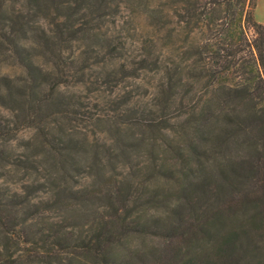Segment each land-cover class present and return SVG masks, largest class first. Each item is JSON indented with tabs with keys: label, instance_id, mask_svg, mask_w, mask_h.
Returning a JSON list of instances; mask_svg holds the SVG:
<instances>
[{
	"label": "trees",
	"instance_id": "trees-1",
	"mask_svg": "<svg viewBox=\"0 0 264 264\" xmlns=\"http://www.w3.org/2000/svg\"><path fill=\"white\" fill-rule=\"evenodd\" d=\"M124 1L137 7L147 0H25V11H13L7 19L0 13V63L15 59L28 75L27 82L18 87L10 77L0 76V114L9 112L14 119L0 120V264H264V26L257 22L253 26L261 39L253 46L250 69H244L245 85L230 87L225 94L229 110L214 104L216 99L198 109L194 96L190 97L192 89L187 88L198 73L213 77L234 73L235 63L221 54L224 47L219 43L181 50L180 60L171 67H163L158 59H142L132 71L136 77L141 70L163 69L166 78L155 110L144 108L131 116L135 126L155 132L171 121L168 114L174 105L181 107L188 98L193 103L178 134L185 141L187 135L197 141L179 152V171L160 163L161 159L144 168L148 175L163 177L166 185L150 189L123 183L94 191L75 183L77 166L82 159L89 161L91 154L69 139V125L91 126L98 115L85 119L83 105L57 92L73 77L66 69L74 60L67 61L70 57L64 53L85 41L77 58L83 66L75 67L82 76L101 59L120 58L125 43H115L100 31L99 24L113 5L117 11ZM179 2L188 14V26L194 21L195 26L209 30L212 22L205 18L211 20V16L202 8V0ZM41 15L52 17L55 26L50 36L35 33L38 46L59 72L50 82L35 62L34 42L31 47L23 37L30 31L34 35L31 22ZM94 41L104 50H97ZM76 105L77 110L73 109ZM24 128L40 131L42 156L34 155V144H29L22 157L11 155L9 143ZM120 145L125 157L132 148ZM234 151L237 157L232 156ZM203 159L211 160V168L195 172L189 162ZM10 166L33 185H24L22 192L4 185V170ZM34 191L50 195L34 204ZM47 209L56 213V220L34 222ZM146 238L165 240L168 245L132 246L135 239Z\"/></svg>",
	"mask_w": 264,
	"mask_h": 264
},
{
	"label": "rangeland",
	"instance_id": "rangeland-1",
	"mask_svg": "<svg viewBox=\"0 0 264 264\" xmlns=\"http://www.w3.org/2000/svg\"><path fill=\"white\" fill-rule=\"evenodd\" d=\"M179 1L147 0L146 4L143 2L137 7H132V4L124 1L117 11L115 10L116 6L113 5L108 10L109 16L105 22L99 24L101 25L100 31L107 33L111 40L116 41L115 43L118 41L125 43V49L118 59L109 56L107 59H101L92 69L85 71V76H82V72L75 68L81 61L77 58L85 49V41L75 44L72 50L65 51L64 56L70 57L67 61L74 60V64L69 65L70 70L66 69L67 74L73 75V77L69 78L67 84L59 86L57 92L60 96L65 95L66 98H71L73 104L83 105L81 112L86 113L85 119L92 115H98V117L94 116V119L97 118V120L91 122V126L77 123L69 125V139L83 145L88 150V154H91L88 155L89 161L81 160L82 164L77 166L79 168H77L76 174H73L75 183H78L79 186L94 191L113 189L114 186L118 187L123 183L136 186L140 184L150 189L162 187L166 185V180L159 174L156 176L146 174L147 170L144 168L147 164L153 161L159 162L161 159L160 163L164 162L170 168L179 171L176 157L179 156L180 151L186 152L191 146L190 143L195 144L197 141L192 135H187L185 137L187 141H185L178 134L181 124H185L187 116L185 113L190 108L189 104H193L190 103V98L185 99V104L181 107L178 104L174 105L168 114L171 121L166 125L159 126L155 132H149L146 130L147 128L144 129L138 125L135 126L136 122L131 116L144 108L149 111L155 110L154 102L166 81L163 69L159 72L155 69L154 72L141 70L136 77H133L132 71L136 65L139 66L138 62L142 59H148V62L158 59L166 65L163 67H171V63L180 60L181 50L188 47H192L194 51L197 47L216 43H219L220 47H224L221 54L229 55L228 60L235 63L234 73L230 71L222 75L216 74L214 77L198 73L196 79L189 82L190 84L187 86L188 89H192L190 97L194 96L193 105L196 103L199 106L198 109L209 99H216L214 104L219 103L218 105L229 110L227 100L224 98L228 88L245 85L244 69H250L253 62V46L261 39L260 32L258 33L257 28L253 26L254 22L259 23L255 17V9L259 2L261 12L264 11V0H218V2L202 0V8H205L208 15L211 16V20L209 17H204L207 21L212 22L209 30L195 26L194 21H191V25L188 26L186 23L188 14ZM25 5V0H0V13L3 18L7 19V15L13 11H25ZM112 13L115 15H110ZM51 18L41 15L34 19V22H31V27H34V35L32 31L23 35L31 47L33 46L32 41L34 42L32 52L35 55V62L42 67L49 82L59 72L53 64V59L48 54H44V49L38 46L39 37L35 33L45 32L46 36L52 35L55 26ZM261 25L264 26V24ZM94 45L97 50H104L100 42L94 41ZM38 48L42 49V52L37 50ZM107 51L108 49L105 52ZM212 62L211 60L210 63ZM120 66L123 67V72ZM1 75L10 77L17 87L23 86L28 79L24 68L12 58L5 59L0 63ZM49 82L46 86L47 92L50 88ZM184 82L188 83L187 77L184 78ZM77 106L73 109H79ZM215 111L220 114L222 110L216 109ZM0 120L8 123L14 119L9 112L1 111ZM40 125L46 128L47 123ZM39 134L40 131L36 128H24L18 132V138L13 139L8 146L11 155L16 158L22 157L23 153L28 152L26 148L30 147L29 144H34V155L42 156L44 150L41 147ZM120 144L124 147L128 146L129 149L132 148L125 157L122 155L123 149ZM238 155L237 152H232V156L237 157ZM91 156H96V160ZM84 157L87 159L86 155ZM93 161L97 166L93 165ZM189 163L191 168L197 172L199 168L204 170L211 168L212 162L209 159H203L200 162L194 160ZM176 171L175 177L177 176ZM4 173L7 174L4 177V185H9L12 191L22 192L20 188H23L24 185L27 187L33 185L31 180L23 179L22 173L14 166L6 167ZM98 178L108 183L107 186L98 183ZM35 188L34 181V190ZM49 195L34 191V197H36L34 204L46 200ZM56 216V213L49 209L42 210L36 215L34 222L41 219L56 220ZM167 243L165 240L146 238L135 239L132 246L144 248L147 244L165 246L168 245Z\"/></svg>",
	"mask_w": 264,
	"mask_h": 264
},
{
	"label": "crops",
	"instance_id": "crops-1",
	"mask_svg": "<svg viewBox=\"0 0 264 264\" xmlns=\"http://www.w3.org/2000/svg\"><path fill=\"white\" fill-rule=\"evenodd\" d=\"M258 1H260V0H258ZM255 17L259 23L264 24V11L261 12L259 2H258L256 9H255Z\"/></svg>",
	"mask_w": 264,
	"mask_h": 264
}]
</instances>
